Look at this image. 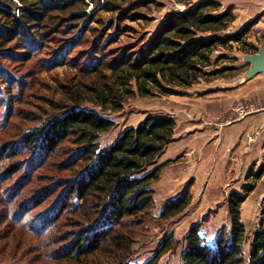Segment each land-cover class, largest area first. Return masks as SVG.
<instances>
[{"label": "trees", "instance_id": "obj_1", "mask_svg": "<svg viewBox=\"0 0 264 264\" xmlns=\"http://www.w3.org/2000/svg\"><path fill=\"white\" fill-rule=\"evenodd\" d=\"M77 1L86 10V0H19L21 6L16 7L19 10L16 16L12 13V0H0V57L14 62L15 57L8 52L13 43L20 45L22 55L31 57L37 46L42 44L34 41L36 37L45 36L47 30L44 29H47L45 27H48L53 13L64 14L76 7ZM90 1L100 6L101 0ZM122 1L105 0L101 9L117 13L121 10L119 2ZM149 3V0L133 3L126 19L131 15L138 17V11ZM80 16L73 13L70 19L79 21ZM236 20L233 8L223 9L217 0H204L184 11L166 14L151 40L136 51H124L114 61L106 62L100 58L102 53L98 50L97 60L82 70L83 77H89L90 82L81 80L74 85H66L63 99L50 104L52 113L47 114L48 119L22 134L7 150L8 159L18 160L8 165L4 178L16 182L15 177L23 170L25 176H19L14 183L17 188H14L12 195L4 196V201L6 198L11 201L19 198L26 191L39 193L35 189L30 190L34 183L41 180L36 172L48 165L64 142L71 141L74 151L66 167L75 171L81 169L72 174L69 180L61 179L46 186L47 191L37 199L39 201L33 199L30 210L49 202L50 196L60 188L62 191L49 211L52 216L44 218L48 224H54V220L64 212L81 211L89 202L92 207V212L87 215L90 222L93 221L88 224L90 229L78 234L76 247L69 250L65 258L73 260L76 253L94 254L106 243L117 251L129 250L128 237L118 230L126 219H133L131 221L140 225L141 218L151 214L155 206L154 186L171 161L160 165L156 163L174 142L177 123L173 117L148 116L140 125L126 129L114 143L101 147V137L116 126L115 121L105 114L122 111L124 105L136 96L146 98L155 93L177 95L178 88L193 87L201 80L208 81L227 71L210 70L226 58L222 55L213 59L219 49L229 50L234 44H239L244 51L249 50L250 55L258 53L256 46L247 44L256 22L252 21L236 34L228 35L227 31ZM29 33L32 36H27ZM14 85L15 80L6 76L5 69L0 67V88L4 86L3 90L13 96L10 90L15 89ZM3 102V97H0V109ZM86 103L100 108L101 112L85 107ZM6 108L9 113L11 106L7 105ZM6 123L7 120L3 127H6ZM263 176L264 165L249 178H254L256 183ZM188 185L181 196L163 206L160 220L169 221L188 209L193 199ZM255 187L252 185L242 193L233 192L230 195V228L222 230L212 244L206 242L199 225L190 229L184 238L182 264H264V218L254 232L248 255L244 253L247 229L242 220V206ZM30 210L26 212L20 206L18 210H9L7 216L14 223L22 221L28 224L34 221L30 217ZM175 247L173 239H167L154 257L143 264H159L161 257Z\"/></svg>", "mask_w": 264, "mask_h": 264}, {"label": "rangeland", "instance_id": "obj_2", "mask_svg": "<svg viewBox=\"0 0 264 264\" xmlns=\"http://www.w3.org/2000/svg\"><path fill=\"white\" fill-rule=\"evenodd\" d=\"M136 1L140 0L119 2L121 10L117 13L102 11L105 0H101L98 7L90 0H86L88 4L86 10L77 1L76 7L64 14L53 13L48 27H45L47 29H44V31L47 30L45 36L36 37L34 42L42 44L37 46L31 57L22 55L23 50L20 45H14V43L8 51L11 56L15 57L14 62L0 57V67L5 69V75L15 80V89L10 90V92L13 91V96L3 90L4 86L0 88V97L7 102H3L2 109H0V264H143L154 257L167 239H173L176 247L162 256L159 264H182L184 238L190 229L194 225H199L206 242L212 244L222 230L230 228L228 213L230 195L233 192L242 193L246 187L256 186L254 178H249V175L256 174L262 166L254 171L244 172L245 178L238 177L230 183L232 178L227 182L229 172L224 170L225 165L219 166L213 173L214 175L201 173V176L208 175V177H206L207 181H200L199 186H194L193 179L180 186L182 166L180 165L179 125L175 140L170 144L171 147L169 145V148L165 149L156 163L160 165L171 161V164L162 172L160 181L154 186L155 206L151 214L141 218L140 225L131 221L133 219H126L118 230L128 237L129 250L117 251L116 248L106 243L94 254L76 253L77 256L73 257V260L65 258L67 252L76 247L75 240L78 234L90 229L88 224L93 221L90 222L91 219L87 217L92 212L89 202L83 209H80L81 211L76 209L78 212H64L57 220H54V224H48L44 218L52 214L49 211L62 191L60 188L55 194H49L52 195L49 202H44L40 207L30 210L33 206V199L39 201L37 199L47 191L46 186L49 187L61 179L69 180L72 174L78 173L81 169L75 171L66 167L74 151L71 141L64 142L52 156L48 165L36 172V176L41 180L34 183V187L30 190L32 192L35 189L39 193L26 191L19 198H13L12 201L6 198L4 201V196L12 195L14 188H17L14 183L17 182L19 176H25L23 170L15 177L16 182L13 180L12 183L4 178L3 174L8 165L13 160H18L8 159L7 150L13 142L20 139L22 134L42 125L41 123L48 119L47 114L52 113L50 104L63 99L66 85H74L81 80L90 82L89 77H83L82 70L97 60L96 52L99 50L102 53L100 58L106 62H112L124 51H136L151 40L163 23L166 14L184 11L204 0H183V2L181 0H149L151 3L138 11L140 14L138 17L131 15L132 17L126 19L130 15V6ZM217 1L221 2L223 9L233 8L237 18L227 31L228 35L236 34L252 21L256 22L251 29L247 44L256 46L259 53V47L264 46V16L260 13L264 0ZM12 6L14 7L12 13L18 16L19 10L16 7L21 6L19 0H12ZM73 13L81 15L79 21L70 19ZM259 22H261L260 25H258ZM44 31L41 30V32ZM27 36L32 35L29 33ZM248 51L241 49L239 44H234L229 50L219 49L214 53L213 59L216 60L222 55L226 58L216 63L217 66L210 70L226 69L227 71L208 81L201 80L200 85L219 82L222 79H235L240 82L241 77H245V73L250 69V65L245 61V57L250 55ZM218 82L216 83L220 85L221 83ZM176 92L179 93L171 96L159 93L146 98L136 96L124 105L122 111L106 113L105 116L114 120L116 126L111 132L101 137V147L114 143L126 129L140 125L148 116H172L180 121L181 89H176ZM7 105L11 106L9 113H7ZM84 106L101 112L100 108L89 103ZM230 110L225 114L213 116L214 121L224 127L229 125L226 124V120L230 115ZM5 120H7L4 125L6 127H3ZM247 140L248 143H252L255 137H248ZM184 170L186 171V168L182 170V174L185 173L184 177H190ZM258 183L254 194H251L242 206V220L247 229V239L244 244L246 256L249 253L254 232L264 218V185ZM187 185L193 197L188 209L182 215L169 221L160 220L159 216L163 206L181 196ZM20 206L26 212L32 211L30 217L34 219L33 222L25 224L26 222L15 221L14 223L8 218L7 212L13 208L18 210Z\"/></svg>", "mask_w": 264, "mask_h": 264}, {"label": "crops", "instance_id": "obj_3", "mask_svg": "<svg viewBox=\"0 0 264 264\" xmlns=\"http://www.w3.org/2000/svg\"><path fill=\"white\" fill-rule=\"evenodd\" d=\"M261 6L260 13L264 16V4ZM241 78L240 82L222 79L181 89L180 121L176 120L177 128L180 125V186L190 179L194 180V186H199L208 177L201 173L211 176L222 165L229 172L227 182L232 178L230 183L264 165V73L249 81ZM249 98L262 102L263 107L225 127L214 121L213 116L225 114ZM252 136L255 140L248 143L247 138ZM183 168L190 177H184ZM257 183L264 185V176L256 187Z\"/></svg>", "mask_w": 264, "mask_h": 264}, {"label": "built area", "instance_id": "obj_4", "mask_svg": "<svg viewBox=\"0 0 264 264\" xmlns=\"http://www.w3.org/2000/svg\"><path fill=\"white\" fill-rule=\"evenodd\" d=\"M262 102L249 98L240 103H237L231 110L230 115L226 120V124H231L233 121L238 118H243L249 113L257 111L259 108L263 107Z\"/></svg>", "mask_w": 264, "mask_h": 264}, {"label": "water", "instance_id": "obj_5", "mask_svg": "<svg viewBox=\"0 0 264 264\" xmlns=\"http://www.w3.org/2000/svg\"><path fill=\"white\" fill-rule=\"evenodd\" d=\"M245 61L250 65L245 75L246 81L264 73V46L259 47V53L246 56Z\"/></svg>", "mask_w": 264, "mask_h": 264}]
</instances>
